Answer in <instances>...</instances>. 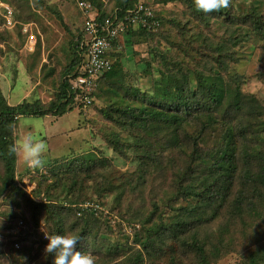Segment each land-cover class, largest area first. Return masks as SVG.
Segmentation results:
<instances>
[{
  "label": "rangeland",
  "instance_id": "rangeland-1",
  "mask_svg": "<svg viewBox=\"0 0 264 264\" xmlns=\"http://www.w3.org/2000/svg\"><path fill=\"white\" fill-rule=\"evenodd\" d=\"M80 1L0 0V90L7 104L39 101L45 107L55 99L83 24ZM95 1L106 4L109 10L116 0ZM140 1H147L154 8L160 19L159 30L132 48H126L124 39H120V75L114 82L104 80L99 84L92 106H71V111L58 117L18 118L14 142L28 133L43 139L47 145L46 164L30 169L15 156L13 175L20 192L13 187L4 188L9 177L0 160V228L5 227L0 237L18 239L24 231L22 219L28 221L25 230L31 232L20 244L25 248L9 254L6 262H2L5 254L0 255V264H50V257L43 259L45 236L38 238L39 233L48 232L43 225L37 229L38 234L33 232L32 206L27 197L36 202L50 199L55 206H67L66 192L74 196L71 189L90 200L86 201L87 206H93L94 201L103 202L94 206L104 211L100 230L107 238L104 247H110L114 257L104 255L103 246L92 245L88 252L95 264H132L133 260L136 264H244L247 255L264 244L262 170L253 173L249 183L243 184L242 176L233 175L231 182L218 184L224 196L215 202L186 197V187L198 190L211 173L204 167H198L193 175L183 172L192 150L191 141L183 133L171 147L165 141L166 130L149 128L148 135L146 131L141 133L139 127L122 128L101 113L106 108L112 109L116 118L117 110L123 114L125 109L135 110L139 114L147 97L137 93V86L152 92L155 85H166L167 71L173 67L177 74L187 72L192 86L196 82L193 70L201 67L212 75L214 64L242 79L241 90L260 101L263 111L259 121L264 123V0H231L228 9L211 17L206 13L194 15L193 0ZM239 18L245 21L240 30L232 33V45L222 35L221 25L230 23L232 28L233 20ZM255 22L261 26L262 38L253 30ZM163 58L172 67L166 68L169 66ZM198 127L196 120L185 125L191 137ZM214 130L208 132L207 145L216 137ZM217 132L219 135L221 131ZM134 137L141 138L132 143ZM238 143L264 154V125ZM136 144L153 151L154 165L150 159L147 170H140L137 163L144 147L135 146L130 151ZM239 190L244 195L240 205L235 199ZM61 217L63 234L79 230V220L72 212H62ZM192 244L202 247L204 262ZM116 251L118 258L114 261Z\"/></svg>",
  "mask_w": 264,
  "mask_h": 264
},
{
  "label": "trees",
  "instance_id": "trees-1",
  "mask_svg": "<svg viewBox=\"0 0 264 264\" xmlns=\"http://www.w3.org/2000/svg\"><path fill=\"white\" fill-rule=\"evenodd\" d=\"M83 1L87 2L92 7L90 12L95 15V19L99 23L115 15L119 19H123L125 16L131 15V13L134 12V8L139 3L150 5L147 1L116 0L115 4H113L109 10H106V4L103 6V4H99L95 0ZM192 9V13L196 16L204 13L198 11L194 5ZM81 11L83 12V24L72 46L73 59L64 71L65 78H63L59 84L54 100L45 107L40 106L39 101L33 103L23 101L17 105H9L0 90V160L3 161L6 176L9 177V184H5L4 188L13 187V189L21 192V190L15 186L14 182L13 170L16 157L15 155H10L8 152L9 145L14 143V128L18 118L30 115L35 117H44L46 115L58 117L71 111V106L80 108L92 106L95 102L96 91L99 84L104 80L114 82L120 75L121 68L118 69V67L121 66V60L119 59L122 52L120 39H124V46L126 48H132L135 43L145 41L148 37H154L160 27V24L152 26L151 23H147L146 25H142L141 23L128 25L117 42H114L115 44H113V47L106 52V57L111 61V67L97 76L92 90L88 93V96L91 98V103L85 104L80 98L82 91L74 88L70 82L71 79L82 74L79 68L86 60L87 47L85 44L83 26L85 19L89 15V11L83 9H81ZM216 14L217 13H206V16L211 17ZM153 19L160 21L155 11ZM244 21L245 19L243 18L234 19L232 28L230 23L224 25V22L223 25H221L223 29L222 35L227 37L232 45L233 42L231 39H235L232 33L240 30L241 28L239 27L243 26ZM228 30L231 34H229ZM253 30L260 38L263 37L261 26L257 22L254 23ZM213 60H216V58L213 57ZM163 61L166 66H169L166 68L172 67L167 63L168 60L166 58H163ZM147 64L150 66L154 65L150 62H147ZM156 67L158 66L156 65ZM175 69L176 68L173 67L171 70L167 71L166 85L159 83L153 87L152 92L142 90L137 86V93L140 91L147 97V103L143 107L153 106L155 108L154 111L152 107L151 110L146 108L141 109L139 114H136L135 110L125 109L124 114L117 110V118L114 116L112 109H102L101 113L102 116L104 115L122 128L124 125L133 128L139 127L141 133L142 131H146L147 134H151L150 129H152V131L166 130L168 135L165 141L171 147L177 144V137L180 133H183L185 137L191 141L192 147L189 156V165L186 166L183 172L193 175L198 167H204L209 170L212 176H210L211 178L209 177L203 180L198 190H196V188L186 187L183 193L186 197H199L205 202H215L217 201L216 199L224 196V193L220 191L221 187L218 188L217 185H221L223 182L226 183L227 181L231 182V177L233 175H237L238 177L242 176L244 178L242 183L245 184L247 181V183H249V177L253 173H258L260 170L264 173V154L258 151L252 152V149L245 148V146L240 147L238 143V140H244L248 133L252 131L255 132L260 127L262 128L264 123H261L259 119L263 110L260 101H258L253 94H248L241 90L240 84L242 79L237 74L229 75L219 67H215L214 64L211 65L212 75L209 74L210 71L208 72L198 67V69L193 70L196 75V82L191 86L188 81L189 74L187 72L177 74ZM105 94L107 93L103 91L102 95L105 96ZM191 120H196V124L199 125L192 137L189 136L185 128V125ZM212 129H215L216 137H214L211 145H207V142L210 140L208 132ZM218 130L221 131L219 135L217 132ZM140 138L137 139L134 137L132 143H137ZM124 145L128 147L129 143ZM135 146H140L139 148H141L145 145L136 144L133 145V148L130 145L129 149L132 148L130 151L133 152ZM120 148L123 151L126 150L125 148ZM152 152L151 148H143L137 162L140 170H147V167L151 166L148 163L150 159L152 166L154 165V155L151 154ZM125 153L127 152L125 151ZM256 175L261 176L260 174ZM262 181L264 182L263 177ZM140 182L143 183V180L141 179ZM70 192L74 195L70 196V193L66 192L70 204L68 203L67 206L63 205L60 207L55 206L50 199L36 202L27 197L29 204L32 206V220L35 226L33 232L38 234L37 229L40 225H43L45 230L50 234H63L64 230L61 213L72 212L75 219L79 220L78 224L75 222L79 226V230L75 234H78L80 237L77 248L80 251L88 252L92 248L90 247L92 245L104 247L107 238L105 232L100 230V225L102 223L104 224V219H102L104 211L94 206L96 204L101 206L103 202L94 201L93 206H87L85 203L90 200L81 197L82 192L75 194L73 189H71ZM235 199L238 205L244 201L243 190H239L236 193ZM27 222L26 220L23 221V219L20 221L24 231L21 232L22 234L18 239L8 241L0 237V255L5 254V259H3L2 262L7 261L9 254L21 251L25 248L24 244H20L21 242H26L23 240L30 237L31 232L25 230ZM99 222H101V224ZM76 224H73L72 227L77 228V226H75ZM4 229L5 227L0 228V235H3L2 231ZM43 236L44 234L41 235L39 233V240H42ZM43 241V246H45L47 243L46 238L43 239ZM4 243H7V245ZM16 244L17 246L15 248ZM191 246L204 262L205 256L202 247L196 244H192ZM104 251V255H112L110 259L114 257L112 252H110V247H104ZM25 252L29 254L27 249ZM117 258L118 251H116L114 261H116ZM119 263L120 261L115 264ZM132 264H136V261L133 260ZM244 264H264V244L258 249L251 251L247 255Z\"/></svg>",
  "mask_w": 264,
  "mask_h": 264
},
{
  "label": "built area",
  "instance_id": "built-area-1",
  "mask_svg": "<svg viewBox=\"0 0 264 264\" xmlns=\"http://www.w3.org/2000/svg\"><path fill=\"white\" fill-rule=\"evenodd\" d=\"M79 7L89 11V15L85 19L83 26L87 47L86 60L79 68L82 74L71 79L70 82L74 88L82 91V95L80 96L82 101L85 104H90L91 98L88 96V93L92 90L97 76L111 67V61L106 57V52L113 47V44L121 37L123 31L129 24L141 23L142 25H146L147 23H151L152 26H156L159 25V21L153 19V8L143 3H139L134 8V12L123 19H119L115 15L100 23L95 19V15L90 12L92 7L87 2L80 1Z\"/></svg>",
  "mask_w": 264,
  "mask_h": 264
},
{
  "label": "clouds",
  "instance_id": "clouds-1",
  "mask_svg": "<svg viewBox=\"0 0 264 264\" xmlns=\"http://www.w3.org/2000/svg\"><path fill=\"white\" fill-rule=\"evenodd\" d=\"M198 11L204 13H216L222 9H228L231 0H193ZM10 155L20 157L26 167L39 169L46 164L45 154L47 145L43 139L34 137L31 133L25 134L9 145ZM47 240L44 246L43 259L49 257L50 264H95L93 255L89 252L80 251L77 248L80 239L78 234H50L44 232Z\"/></svg>",
  "mask_w": 264,
  "mask_h": 264
}]
</instances>
